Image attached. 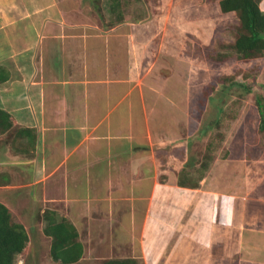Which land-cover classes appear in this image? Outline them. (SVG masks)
Returning a JSON list of instances; mask_svg holds the SVG:
<instances>
[{
    "label": "rangeland",
    "instance_id": "1",
    "mask_svg": "<svg viewBox=\"0 0 264 264\" xmlns=\"http://www.w3.org/2000/svg\"><path fill=\"white\" fill-rule=\"evenodd\" d=\"M63 1L69 22L87 26L83 33L100 35V72L109 68L105 39L116 49L110 54V72L117 107L99 112V119L108 116L103 123L109 126L100 130L109 129L116 146L121 140L132 144L123 159L115 155L116 167L122 168L115 178L123 184L116 182L111 194L116 213L125 209L121 221L105 223L99 230L98 216H90V211L85 213L88 217L74 215L86 253L73 264L131 256L140 264L143 246L152 252L170 247L173 227L190 196L175 184L182 168L193 172L209 156L199 186L221 177L214 169L223 167L221 181L230 187L243 177L236 173L243 168L264 169V131L259 129L257 104L264 102V54L236 57L232 46L238 18L234 12H222L218 0H119L116 12L123 18L113 25L115 13L109 12L108 0ZM260 7L264 10V0ZM77 65H83L81 60ZM64 69L66 74L72 70L68 63ZM254 171H244L245 179L264 178L252 175ZM155 182L163 185L154 187ZM59 191L48 194L56 200L46 206L65 211ZM11 207L13 219L29 235L16 263L60 264L50 258L40 204L28 198L27 206Z\"/></svg>",
    "mask_w": 264,
    "mask_h": 264
},
{
    "label": "crops",
    "instance_id": "2",
    "mask_svg": "<svg viewBox=\"0 0 264 264\" xmlns=\"http://www.w3.org/2000/svg\"><path fill=\"white\" fill-rule=\"evenodd\" d=\"M86 27L69 22L63 0H0V109L12 118L9 135L0 133V202L12 215L11 205L27 206L29 198L40 204V215L49 208L66 217L79 236L74 215L88 217L90 211L98 216L99 230L121 221L125 209L116 213L111 194L116 182L123 184L115 178L116 170L122 171L115 155L123 159L132 148L127 140L116 146L109 129L100 130L109 126L103 123L108 116L99 119V112L117 107L110 72L116 49L105 39L109 68L100 72V35L83 33ZM67 63L74 73L64 72ZM218 169L221 177L197 188L175 182L190 196L173 227L170 247L152 252L143 246L142 264H264V178L249 182L245 172L254 170L243 168L236 172L243 177L230 187L221 181L224 168ZM263 171L251 174L262 176ZM54 187L65 211L46 206L56 200L48 196ZM90 193L93 203L85 200ZM82 244L78 261L86 253Z\"/></svg>",
    "mask_w": 264,
    "mask_h": 264
},
{
    "label": "trees",
    "instance_id": "3",
    "mask_svg": "<svg viewBox=\"0 0 264 264\" xmlns=\"http://www.w3.org/2000/svg\"><path fill=\"white\" fill-rule=\"evenodd\" d=\"M218 4L222 12H234L238 18L232 46L236 57L247 59L263 55L264 10L260 7V0H218ZM118 5L119 0H108L109 12L115 13L110 25L122 21V15L116 12ZM257 104L260 113L259 129L264 131V102L257 101ZM11 122V115L0 109V133H5L6 137ZM208 157L193 172L187 170L188 167L182 168L177 174V185L197 188L205 176ZM40 220L43 221V233L50 238V258L60 264L77 262L83 255V244L75 225L49 208L41 213ZM28 244L26 228L14 220L8 207L0 202V264H17V256L25 251ZM102 264H137V260L132 257L110 258Z\"/></svg>",
    "mask_w": 264,
    "mask_h": 264
}]
</instances>
